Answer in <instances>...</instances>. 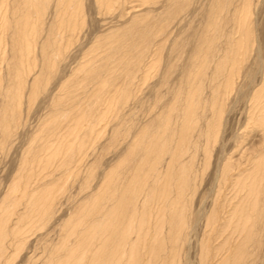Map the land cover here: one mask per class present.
<instances>
[{
	"label": "rangeland",
	"instance_id": "374dc122",
	"mask_svg": "<svg viewBox=\"0 0 264 264\" xmlns=\"http://www.w3.org/2000/svg\"><path fill=\"white\" fill-rule=\"evenodd\" d=\"M154 1L100 12L94 0H85L76 19L79 30H64L62 41L56 33L61 15L53 18L52 2L43 12L45 31L35 54L24 61L21 55L14 59L11 37L0 39V228L7 232L0 264H94L100 243L108 239L111 245L102 254L108 264H132L134 249L138 264H201L205 252V264H264V125L244 121L246 95L261 78L255 52L242 65L221 124L212 132L210 153L201 148L197 153L192 192L181 197L185 227L179 218L168 221L176 215L169 211L174 207L170 197L155 203L152 196L157 173L164 176L170 154L157 161V172L155 150L146 147L166 117L171 129L179 126L189 75L205 50L209 68L201 74V97L209 101L217 88L215 49L223 47L224 37L208 25L229 0ZM254 1L255 47L261 45L264 57V0ZM233 6L239 0H232L231 12ZM231 12H226V31ZM16 94L19 99L12 101ZM175 105L177 111H171ZM210 111L205 112L208 118ZM199 124L204 129L205 119ZM171 134L168 130L164 137ZM78 140L82 150L71 151ZM192 152L183 159L189 160ZM228 162L234 171L225 183L219 167ZM256 175V188L262 191L249 200L243 184ZM24 179L28 195L17 198L13 187ZM121 196L126 210L114 228L115 210L109 213ZM218 200L222 219L214 229L207 217ZM243 224L250 228L245 231ZM116 245L121 248L112 257Z\"/></svg>",
	"mask_w": 264,
	"mask_h": 264
},
{
	"label": "bare ground",
	"instance_id": "6f19581e",
	"mask_svg": "<svg viewBox=\"0 0 264 264\" xmlns=\"http://www.w3.org/2000/svg\"><path fill=\"white\" fill-rule=\"evenodd\" d=\"M52 2L54 4L53 5L54 8L57 11V12L55 11L57 17H53V18L58 19V18H60L59 15H61V18L59 19V28L60 29L57 30L56 33L58 31H60L58 33V37H60V40L62 41L63 37L65 35L64 30H66V32L69 29L75 31V29L77 28L76 30H79L78 27L75 28L76 23H78V22H76V19H77L78 15L81 14V12L84 10L85 0H0V39L5 41L6 39H10V37L12 38L11 39L12 49L15 50V58L14 59H16L19 55H21V57L23 58L22 61H24V59L30 53L35 54V50H34L35 45L39 41V39L41 38V36L43 34V30H44L42 28V23L44 20L43 19V12L45 10H47V7L49 5H51ZM135 2H137V4L131 6L132 8L142 6L143 4L144 5L145 4L150 5L153 2L155 3L154 0H94V5H95L96 9L100 12H107V11L116 10V9L124 11L126 9V7H128L129 4L135 3ZM231 3H232V0H229L228 4H226L227 6L226 5L221 6V4H220V11L214 12V13L217 12V15H214L212 18H210L209 25H208V27H212V26L215 27L216 32L220 31V33L218 34L219 38H221V35H222V38L224 37L221 40L223 47L220 48V47L216 46V49L214 48L216 51L215 55L217 56L216 57L217 58V65H216V72L214 74L213 79L217 81V88L212 91L209 101H207L201 97L202 92H203L202 91L203 80L201 79V74L202 75L204 74L205 68H207L209 65V64L207 65L209 55L207 54V50H205L204 51L205 53L203 54L204 56L202 57V59H200L201 60L200 63L197 64L196 66L194 65V68L192 69L193 71L189 75V89H188L189 91H188L187 95H185L186 96V105L184 106L183 111L181 108L182 113L181 114L179 113L180 115H178L181 118L179 126L171 129L170 128V126H171L170 125V123H171L170 122V116L166 117V121L165 122L163 121L164 124L161 127H159L158 130L155 132V141L153 142L150 140L151 142H149L148 146L146 147V150H151V149L155 150V156H156L155 168H153V169H155V171L157 170V172H158V168L156 167L157 161L160 163L161 160L164 158L166 153L170 154V160H169V163L167 166V171L164 174V176L161 177L160 176L161 174L157 173V176L155 178V179H157L155 182L157 184V185L155 184L157 186V190L152 191V193H153L152 196H154V194H155V203H158V200L160 203H162L166 200L167 196L170 197L168 199H170L172 202H170V201L169 202L174 207H173V209H169L170 207L168 208V206H167L166 207L167 209L165 208V210H167V212L171 211V213L176 214V215L170 216V218L169 219L167 218V219H168V221H171V222L173 220H175L177 222V218H179V221L181 223V229L184 228L185 224H186V217H185V212H184L185 210L182 207V206H184V199L182 201V198L185 197V193L187 190H188V192L190 191L189 193L192 192V190L190 188L193 186L192 183L195 180L193 177V174H196V171L193 170V164H194L195 158L197 156V153H198L200 148L202 150H204L207 154L210 153V152L208 153V151H209V141L212 138V132L218 124L219 125L221 124V119L223 118V114L226 111L225 103L229 99V97L232 95V93L234 92L236 84H237L236 82L238 81L237 79H238V77H241V75L240 76H238V75L240 73L241 68L243 67L242 65L244 64V62L247 59L250 58L252 52L256 53V57H257L256 62H257V66H258V72L257 73H259V72L261 73V78H260L259 83L257 85L254 84L255 86L253 85L252 87H250V90L246 95L247 112H246L244 121H246V123L249 125L251 124L252 127H254L255 124H257V123L264 125V57H261L262 56L261 48H260L261 45L259 46V43H258L257 46L255 47V41L258 42L257 40H255V37H256L255 32L256 31H254L255 27H253L254 16H256L255 15L256 9H254L255 1L254 0H239V6H235V8L233 6V8H234L233 12H231V10L229 8V5ZM149 7H152V6H149ZM50 11H52V10L50 9ZM226 12L227 13L231 12V19H230L231 20V27L228 28V31H226V30H227V27H229V26H225L226 24H228V21H227L228 18H227ZM80 18L82 19V16ZM80 18H79V20H80ZM255 24H257L256 21H255ZM47 26H48V24H47ZM74 33L76 34V32H74ZM211 35H213V31L209 34V39H208L209 43L212 42ZM72 38H73V36H72ZM16 44L19 45V48L16 47ZM209 46H210V44H209ZM42 50H44V49H42ZM212 55H214V54L212 53ZM6 60H7V58H5V61ZM29 63H30V61H29ZM20 65H21V63H20ZM23 65H24V63H23ZM31 65H33V64H31ZM31 65H29V67H30L29 70L32 71L34 66L32 67ZM245 65L246 64H244V66ZM22 67L23 66H21L20 68H22ZM24 68H22V69H24ZM26 68H28V67H26ZM256 70H257V68H256ZM251 81L253 84L254 78H252ZM5 92H6V90H5ZM6 94H7V92H6ZM20 95L16 94V97H14L15 99L11 98V100L17 101V99H19ZM227 103H228V101H227ZM12 104H14V103H12ZM16 107H17V105L14 106V108H16ZM208 107H209V110H211L209 112V114L210 113L212 114L211 118H208L205 116V112L208 109ZM171 109H173L171 111L176 110L177 105H175ZM175 114H178V113L175 112ZM168 115H170V114L168 113ZM178 116H176V117H178ZM7 117H8L7 119L4 118L5 121H7L6 130H8V123H10L9 121L11 120L10 116L7 115ZM202 119H205L204 129H202L199 126L200 125L199 123ZM177 121H178V118L176 120H174V124H177ZM79 122L80 121L78 120L77 123H79ZM81 124H82V122L79 123V125H81ZM86 125L87 124H85V126ZM168 130L172 134L170 135V137L165 138L164 135ZM195 132L197 135L194 137ZM202 139H203V143L201 142ZM205 143H206V146H205ZM76 148H78L79 150H82L83 145L81 144L80 140L74 141L70 145L71 151H74V149L76 150ZM191 150L193 152L190 154L189 160L183 159V157L187 153L191 152ZM259 166L257 168L258 169L257 174L260 172ZM233 171H234V167L229 162L223 163L219 167V173H220V175H222V178L225 180L224 181L225 183H228L229 180L232 179L231 175L233 174L232 173ZM262 179H264V178L261 177L260 180L262 181ZM257 180L258 179H257V175H256L253 179H251V182H245L243 184V187L245 188L246 193L248 194L249 200H250L251 196L255 195L256 193H260L262 191L259 189L261 187L256 188ZM162 184H163V187H162ZM26 185H27L26 179H24L22 185H15L13 187V192L15 193V196L17 198L24 197V196L28 195V190L25 189ZM194 188H192V189H194ZM172 193H173V195H174V193H175V195L177 194L180 198L175 199L173 196H170V194L172 195ZM187 195L189 196V194H187ZM191 195L193 196V193ZM18 196H20V197H18ZM222 196H223V194H222ZM114 197H116V196H114ZM123 198H124L123 196H121L120 199H119V197L117 198V201H119L118 205H113L114 207L113 206L111 207V209H113V210L109 213V214H111L115 210L114 215H116L115 219H117L118 222H116V224L114 225V228H115V226H116V228H119L120 218L124 217L122 213L126 209L123 206L125 204L124 203L125 201L121 200ZM187 198H189V197H187ZM190 198H192V197H190ZM39 200H40V198H39ZM91 202H94V201H90V203ZM99 203H98V205H99ZM187 203H188L187 205H189L190 201ZM119 206H121L122 209L119 211V213L116 214V209L119 208ZM221 207H222L221 202L218 200L215 204V207L212 209L210 215L207 217V225L210 227H213L214 229H217L218 225H216V224H218L220 222V220L222 219V216L220 213ZM168 209H169V211H168ZM247 209H248V207H247ZM242 211H243V209H242ZM94 212H95V210H94ZM163 212H164V210H163ZM237 212H238V210L236 211V214H237ZM250 213H251V211L248 214H250ZM156 214H157V218L159 219L160 207L157 208ZM165 214L166 213H164V215ZM238 214H239V212H238ZM245 216H246V214H245ZM252 217L255 218L254 216L250 215V218H252ZM173 218H176V219H173ZM239 219L241 220V217H239ZM245 222H246V219H245ZM244 224H243V227H245L244 229H245V231H247V228H250V225L248 226L246 224L244 226ZM94 225L96 226V223H94ZM253 227H254V224H253ZM6 234H7L6 229L3 226H1V228H0V257H1V255L3 256V249L5 248L3 238L6 237ZM111 235H113V234H110L109 236H111ZM108 240H106L104 243L103 242L100 243L101 252L98 253L96 255V257L94 258V261H95L94 264L95 263L99 264L101 261H102L101 262L102 264H104V263L108 264L109 263V259L107 262V260L104 258L105 256L102 255L104 253V251L106 250L105 248H109V246L111 245V243H109L110 241H108ZM135 246L133 248H135ZM115 248H117L118 250H116L115 253L112 254V257H116V255H118L121 247H118L116 245ZM122 248H123V245H122ZM209 252L211 253V251H209ZM205 254H206V252L204 253V255ZM204 255L202 256L201 264H205V262L207 260L206 258H207L208 254L206 256H204ZM73 256L74 255H70L72 260L74 259ZM102 256H104V257H102ZM122 256H123V253H122L121 257ZM171 257H172V255H171ZM98 258H99V262H96V260ZM136 261L138 264L140 259H139L137 250L134 249L133 253H132V264H136ZM73 263H75L74 260H73ZM81 264H85V263L82 262Z\"/></svg>",
	"mask_w": 264,
	"mask_h": 264
}]
</instances>
